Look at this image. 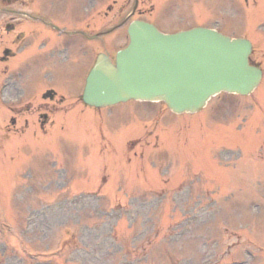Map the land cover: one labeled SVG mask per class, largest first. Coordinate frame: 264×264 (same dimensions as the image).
I'll use <instances>...</instances> for the list:
<instances>
[{
  "label": "rangeland",
  "instance_id": "obj_1",
  "mask_svg": "<svg viewBox=\"0 0 264 264\" xmlns=\"http://www.w3.org/2000/svg\"><path fill=\"white\" fill-rule=\"evenodd\" d=\"M129 1L123 8L90 14L92 26L102 30L124 19L109 35L95 38L108 45L111 55L127 43V23L139 17L163 31L216 26L246 36L253 43L251 60L264 71V0H171L167 7L145 4L131 17ZM69 11L84 15V9ZM8 19L0 8L1 49L8 43L3 29ZM3 63L0 80L15 60ZM80 68L70 67L73 72ZM56 79L55 90L72 95ZM16 88L23 89L21 84ZM35 94L33 106L42 102ZM1 106L0 201L2 217L17 236L0 235V264H38L20 253L23 242L35 250L32 259L41 253L57 264H264V75L252 94L217 95L195 115L178 116L156 102L119 104L102 116L86 107L69 114L66 131L56 125L46 135L33 122L21 135L24 119L32 115L19 116L16 109V124L7 135L11 141L3 134L8 119ZM79 117L86 121L83 126ZM127 147L137 158L128 155ZM5 202L19 211L6 209ZM112 207L119 219L102 212ZM25 217L31 224L23 232Z\"/></svg>",
  "mask_w": 264,
  "mask_h": 264
},
{
  "label": "water",
  "instance_id": "obj_2",
  "mask_svg": "<svg viewBox=\"0 0 264 264\" xmlns=\"http://www.w3.org/2000/svg\"><path fill=\"white\" fill-rule=\"evenodd\" d=\"M129 45L113 64L99 54L83 100L100 107L130 98L161 100L176 113L195 112L219 91L250 93L261 71L248 64L249 41L194 28L163 34L143 21L129 24Z\"/></svg>",
  "mask_w": 264,
  "mask_h": 264
},
{
  "label": "flooded vegetation",
  "instance_id": "obj_3",
  "mask_svg": "<svg viewBox=\"0 0 264 264\" xmlns=\"http://www.w3.org/2000/svg\"><path fill=\"white\" fill-rule=\"evenodd\" d=\"M147 0H133V9H137L144 6ZM106 0H0V3L4 4V7L9 10L10 13L16 12L14 9H36L38 15L30 17L34 22L33 25L37 27L41 36L46 34L47 42L41 40L42 44L46 45L51 40L53 41V48H58L57 55L61 58L54 60L49 67L52 69L54 66L67 65L70 62L73 63L71 51L75 49L76 39L79 41V53H78V66L85 71L91 66L90 50H91V23L89 17L76 18L71 15L72 11H68L66 14L56 16L55 13L49 12V10H56L57 8L75 10V8H92L94 6H100L99 8L107 7L109 9L118 6V0H112L111 4H106ZM130 3V2H129ZM23 14V13H22ZM24 15V14H23ZM10 19L4 23L5 29L8 33L14 32L17 25L20 24L16 16L10 14ZM78 25V26H77ZM22 32V31H21ZM22 37H24L23 32ZM20 34L15 36L20 37ZM81 35V37H76ZM82 40V41H81ZM54 41H58L60 44H54ZM67 43V44H66ZM66 45V47H65ZM24 46H29V42H26ZM83 50V53L81 51ZM59 57V56H58ZM53 70V69H52ZM43 99L54 100L55 95L50 92L42 95ZM48 110L53 107L47 106ZM47 119V115H42Z\"/></svg>",
  "mask_w": 264,
  "mask_h": 264
}]
</instances>
